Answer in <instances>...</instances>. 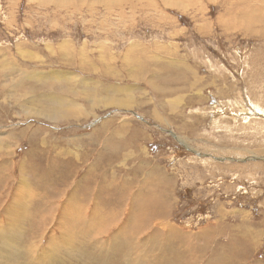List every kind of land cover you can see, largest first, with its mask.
Here are the masks:
<instances>
[{
  "label": "rangeland",
  "instance_id": "rangeland-1",
  "mask_svg": "<svg viewBox=\"0 0 264 264\" xmlns=\"http://www.w3.org/2000/svg\"><path fill=\"white\" fill-rule=\"evenodd\" d=\"M5 242L27 264H264V0H0Z\"/></svg>",
  "mask_w": 264,
  "mask_h": 264
},
{
  "label": "bare ground",
  "instance_id": "bare-ground-1",
  "mask_svg": "<svg viewBox=\"0 0 264 264\" xmlns=\"http://www.w3.org/2000/svg\"><path fill=\"white\" fill-rule=\"evenodd\" d=\"M62 2V1H61ZM61 2H59V3H61ZM70 2V1H69ZM68 2V3H69ZM59 3L57 4V5H59ZM105 8L107 9V10H111V5H109V4H107V5H105ZM188 70V69H187ZM55 72H50L49 74H54ZM47 75H49L48 73H46ZM53 76V75H52ZM52 76H48V77H52ZM184 81V80H183ZM182 81V82H183ZM116 95V94H115ZM113 96V95H112ZM111 100V99H110ZM105 102V101H104ZM114 102V101H113ZM171 103H174L173 101L172 102H170V104ZM101 104V103H100ZM52 105L54 106V107H56V106H63V107H65V108H68L69 107V101L68 100H66L65 98H63V97H60V98H53V100H52ZM96 105V104H95ZM72 107H73V105H72ZM56 108H58L59 110L58 111H56V112H53V113H51V114H49V115H52V116H54V117H58L60 114H62V117L64 116V114L65 113H70L69 111H70V109H71V106L69 107V109L67 110V112H65L64 110H62L63 108H61V107H56ZM73 109V108H72ZM44 114H46V113H44ZM61 117V118H62ZM110 144V143H109ZM105 152V151H104ZM31 154H32V152H31ZM66 154H67V151H66ZM56 156V155H55ZM252 168V167H251ZM147 179V181H148V177L146 178ZM29 187V186H28ZM28 187H26V188H28ZM74 198V197H73ZM68 202V201H67ZM65 205V204H64ZM70 205H71V203H70ZM69 205V206H70ZM67 206V205H66ZM66 208V207H65ZM80 209V208H79ZM78 211H80V210H78ZM68 215V214H67ZM78 215V214H77ZM18 216V215H17ZM82 217V216H81ZM72 219V218H71ZM11 220H12V218H11ZM91 220L93 221L91 224H93L94 226H97V223L99 222V220L97 219V216L95 215V214H93V212H92V214H91ZM78 221H79V219H78ZM16 222V221H15ZM11 223V222H10ZM67 223H68V221H67ZM107 227V226H106ZM10 227H8V229H9ZM88 228H90V226L88 227ZM62 229H63V227H62ZM70 229V228H69ZM240 229V228H239ZM61 231V230H60ZM93 231H91V233H92ZM14 235L12 234V235H10V237L12 238ZM15 237V236H14ZM15 242V241H14ZM13 243L12 242H5V244L4 245H6V249H7V251H8V253H6L7 255H8V257H6V258H1L0 257V259L2 260V262H3V264H27V261H24V262H22L21 260H20V258L19 257H16L15 256V254H16V247L14 246V245H12ZM100 250V249H99ZM48 253V252H47ZM53 253V252H52ZM51 253V254H52ZM58 253V252H57ZM44 255H47L46 253L44 254ZM50 255V254H49ZM32 256V255H31ZM34 256V255H33ZM32 256V257H33ZM48 256V255H47ZM46 256V257H47ZM51 256V255H50ZM55 258L56 257V255H54L53 256V254H52V256H51V258H49V259H53V258ZM213 257V256H212ZM215 257V256H214ZM35 258V257H34ZM40 258V257H39ZM22 259V258H21ZM43 259V258H42ZM39 260V259H38ZM38 260H36L37 261V264H39L38 262ZM46 261V260H45ZM50 261V260H49ZM50 262H52V261H50ZM57 264H58V262L57 261H55ZM49 263V262H48Z\"/></svg>",
  "mask_w": 264,
  "mask_h": 264
},
{
  "label": "crops",
  "instance_id": "crops-1",
  "mask_svg": "<svg viewBox=\"0 0 264 264\" xmlns=\"http://www.w3.org/2000/svg\"><path fill=\"white\" fill-rule=\"evenodd\" d=\"M243 11L245 12V13H248V11H249V9H247V8H243ZM239 13H241V14H245V13H242V12H239ZM148 177V181H147V184H150V186H153V184H151V182H153V180L155 179V177L154 176H147ZM149 191V190H148ZM150 192V191H149ZM152 193V192H151Z\"/></svg>",
  "mask_w": 264,
  "mask_h": 264
}]
</instances>
